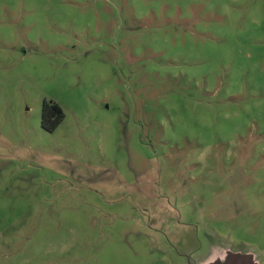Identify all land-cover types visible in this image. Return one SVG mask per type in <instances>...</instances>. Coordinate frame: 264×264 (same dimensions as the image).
<instances>
[{
	"label": "rangeland",
	"instance_id": "rangeland-1",
	"mask_svg": "<svg viewBox=\"0 0 264 264\" xmlns=\"http://www.w3.org/2000/svg\"><path fill=\"white\" fill-rule=\"evenodd\" d=\"M212 250L264 264V0H0V264Z\"/></svg>",
	"mask_w": 264,
	"mask_h": 264
},
{
	"label": "trees",
	"instance_id": "trees-1",
	"mask_svg": "<svg viewBox=\"0 0 264 264\" xmlns=\"http://www.w3.org/2000/svg\"><path fill=\"white\" fill-rule=\"evenodd\" d=\"M61 106L50 100H43L41 106L40 126L47 131H54L64 118Z\"/></svg>",
	"mask_w": 264,
	"mask_h": 264
},
{
	"label": "water",
	"instance_id": "water-1",
	"mask_svg": "<svg viewBox=\"0 0 264 264\" xmlns=\"http://www.w3.org/2000/svg\"><path fill=\"white\" fill-rule=\"evenodd\" d=\"M212 264H257L250 253L225 252L224 259Z\"/></svg>",
	"mask_w": 264,
	"mask_h": 264
},
{
	"label": "flooded vegetation",
	"instance_id": "flooded-vegetation-1",
	"mask_svg": "<svg viewBox=\"0 0 264 264\" xmlns=\"http://www.w3.org/2000/svg\"><path fill=\"white\" fill-rule=\"evenodd\" d=\"M196 250H197V248L191 250V254L193 255L196 252ZM184 255H186V253ZM224 255H225V253H224ZM224 255L223 256H219V255L217 256L216 251L212 250L211 254L208 257H206L205 262L203 264H212L217 260H222V259H224ZM193 264H197V263H193Z\"/></svg>",
	"mask_w": 264,
	"mask_h": 264
}]
</instances>
